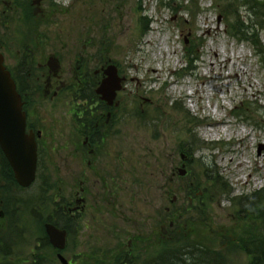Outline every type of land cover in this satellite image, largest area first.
<instances>
[{
    "label": "rangeland",
    "instance_id": "1",
    "mask_svg": "<svg viewBox=\"0 0 264 264\" xmlns=\"http://www.w3.org/2000/svg\"><path fill=\"white\" fill-rule=\"evenodd\" d=\"M247 1L54 0L71 16L40 30L52 34L49 47L58 41L61 52L86 51L92 71L111 62L127 79L119 97L121 134L112 144L119 152L118 178L101 194L118 190V199L111 195L104 202L97 195L101 185L93 183L66 258L79 255L77 264H164L163 252L176 254L171 259L177 261L201 251L220 255V264H250L240 240L252 249L249 238L259 236L264 247V226L239 206L254 198L264 206V68L250 45L228 36L227 27L236 15L256 30L263 27L258 33L264 47V15L254 10L264 0ZM0 43L15 74L19 51L34 48L40 59L43 49L6 34ZM189 49L195 52L192 64ZM67 103L50 111L40 101L41 172L30 189L14 186L0 169L9 181L1 199L10 214L0 235V264H60L45 246L43 227L81 188L72 175L79 169L68 149ZM190 183L196 191L191 198ZM180 214L181 224L163 237L162 227Z\"/></svg>",
    "mask_w": 264,
    "mask_h": 264
},
{
    "label": "flooded vegetation",
    "instance_id": "2",
    "mask_svg": "<svg viewBox=\"0 0 264 264\" xmlns=\"http://www.w3.org/2000/svg\"><path fill=\"white\" fill-rule=\"evenodd\" d=\"M63 14H66V17L71 16L70 8L64 10L57 6L54 0H0V37L6 34L14 39L35 41L40 48H43L38 49L40 59H37L38 51L34 48L29 47L25 51H19L17 64L20 66L15 74V70L9 68L11 65L8 66L7 57L3 54L6 48L0 43V52L4 55L6 66L15 76L21 91L27 115L28 132L36 135L38 147H41L45 136L42 122H40V101L48 103L50 111L56 109L57 105L62 107L61 103L64 100L68 101V106L65 107L69 115L70 143L68 149L74 159H72L73 162L79 169L76 174L72 175L81 188L79 187L80 191L74 194V199L69 205L54 211L53 219H49L52 223L60 222L66 226L67 229H64L56 225L60 230L66 231L68 241L76 234L77 222L90 205L88 196L92 195L95 184L101 185L97 195L98 198H103L104 202H108L111 195L118 199V190L114 193L112 189H109V194H101L108 189L111 180L118 178L116 172L118 171L119 152L113 151L112 144L121 134L119 127L123 103L119 97L123 92L117 96L111 106L97 93L106 78L105 70L110 62H99L98 67L92 71L88 68L92 59L85 54L87 46L83 48L84 54L77 53L74 48L61 52L58 41L55 45H51L55 48L49 47V42L53 40L52 34L40 30L57 22ZM56 40L60 38L57 37ZM66 94L67 97H64ZM87 185L91 187L88 188ZM8 188L6 183L3 184L0 181V235L5 222L10 218L1 199L2 193L6 194ZM167 235L171 236L165 229L163 237ZM47 240L49 242L48 238ZM2 245L0 237V246ZM132 245V242L128 244L127 257L132 255ZM38 248L40 249V245ZM55 251L57 258L59 253ZM78 256L75 255L68 259L70 264H76L75 258Z\"/></svg>",
    "mask_w": 264,
    "mask_h": 264
},
{
    "label": "water",
    "instance_id": "3",
    "mask_svg": "<svg viewBox=\"0 0 264 264\" xmlns=\"http://www.w3.org/2000/svg\"><path fill=\"white\" fill-rule=\"evenodd\" d=\"M0 55V147L9 161L15 178L23 188L30 187L35 181L37 167V146L34 136L26 134V117L22 112V101L9 72L4 68ZM107 79L98 90L103 100L112 105L116 95L122 90L124 80L117 76V70L110 67ZM186 173H182L184 176ZM46 233L52 246L58 250L66 247L67 233L53 225H46ZM62 264L68 262L58 256Z\"/></svg>",
    "mask_w": 264,
    "mask_h": 264
},
{
    "label": "trees",
    "instance_id": "4",
    "mask_svg": "<svg viewBox=\"0 0 264 264\" xmlns=\"http://www.w3.org/2000/svg\"><path fill=\"white\" fill-rule=\"evenodd\" d=\"M256 0H251V1H247L248 3H252L255 2ZM257 2V1H256ZM255 2V3H256ZM258 3V2H257ZM256 3V4H257ZM246 5H248L246 3ZM258 9L260 12H256V16L260 15L263 12L264 15V2H260L259 4H257V6L254 8ZM228 36L231 39L236 40L238 43H247L248 45H250V47H252V49L254 50V55L257 57L259 64L261 66H263L264 68V47L260 42V36L258 31L260 30V28L262 29L263 27H259L258 30H256V28H252L250 25H247L245 23V21L242 20L241 17H239L238 15L234 16V21L231 22L230 24H228ZM190 54H188V57L190 58L191 56L195 55V52L191 49H189ZM191 64L194 62L190 61ZM2 164L3 166L1 167V169L4 167V170L7 171V173L10 174V176L12 177V173L11 170L6 162V160L3 158L2 156ZM1 164V165H2ZM3 170V172H4ZM4 177V176H2ZM5 179V177H4ZM190 198L192 197L193 193H196V191L194 192V184L190 183ZM261 193V192H260ZM197 199L198 196H197ZM239 206L241 208H243L244 210V215H252V217L261 222L262 225L264 226V206H261L260 204V199L258 200L257 198L254 200L250 199V201L247 200H243ZM242 210V209H241ZM189 212H192L193 209L189 206L188 208ZM243 212V211H242ZM200 217L201 214H200ZM181 214L178 216L177 220L175 221V226L178 227V224H181ZM56 225L58 226H62L64 229H67L66 226H64L63 224H61L60 222H55ZM250 239V243H251V248H248L249 246H245L246 243V239L243 238L240 240V242H242V250L244 252H246L248 254V256H250L251 262L250 264H264V247L263 244L261 242V239L256 236L253 235L252 238ZM46 246V244H45ZM245 247V248H244ZM244 248V249H243ZM263 251V252H262ZM201 251H195V254H193V258H190V253H185L182 255H179L178 260L176 261L175 259H171L172 256H175L176 254H171L169 255V253L163 252L162 254H160V262L164 263V264H220V260L218 259V257L220 256H214L211 253H205L203 254ZM171 259V260H170Z\"/></svg>",
    "mask_w": 264,
    "mask_h": 264
}]
</instances>
